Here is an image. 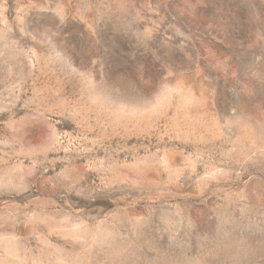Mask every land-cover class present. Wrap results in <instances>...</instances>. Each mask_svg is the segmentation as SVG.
<instances>
[{"label": "rangeland", "instance_id": "374dc122", "mask_svg": "<svg viewBox=\"0 0 264 264\" xmlns=\"http://www.w3.org/2000/svg\"><path fill=\"white\" fill-rule=\"evenodd\" d=\"M0 264H264V0H0Z\"/></svg>", "mask_w": 264, "mask_h": 264}]
</instances>
